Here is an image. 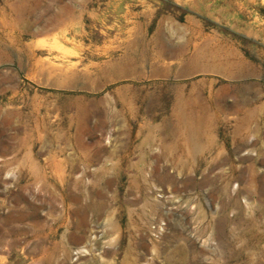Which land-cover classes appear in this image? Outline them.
<instances>
[{"label": "rangeland", "instance_id": "rangeland-1", "mask_svg": "<svg viewBox=\"0 0 264 264\" xmlns=\"http://www.w3.org/2000/svg\"><path fill=\"white\" fill-rule=\"evenodd\" d=\"M60 176L81 264H264V0H0V264Z\"/></svg>", "mask_w": 264, "mask_h": 264}, {"label": "bare ground", "instance_id": "bare-ground-1", "mask_svg": "<svg viewBox=\"0 0 264 264\" xmlns=\"http://www.w3.org/2000/svg\"><path fill=\"white\" fill-rule=\"evenodd\" d=\"M8 116V115H7ZM10 120V119H9ZM2 131V130H1ZM10 141V140H9ZM9 143V142H8ZM12 144V143H11ZM7 145V144H6ZM8 146V145H7ZM5 147V146H3ZM9 151V149H7ZM4 153V152H3ZM6 156V155H5ZM100 165V164H99ZM6 168V167H5ZM22 168V167H21ZM4 169V168H3ZM4 171V170H3ZM2 171V172H3ZM80 173V172H79ZM158 174V173H157ZM3 175V174H2ZM24 175V173H23ZM112 175V174H111ZM110 175V176H111ZM89 176V175H88ZM10 177V176H9ZM8 177V178H9ZM18 177V176H17ZM159 177V176H158ZM11 178V177H10ZM160 178V177H159ZM5 180V179H4ZM11 180V179H10ZM46 181L42 185V187H51L54 189L58 188L60 189V192L57 194L55 190H50L47 193L48 197L45 196L44 203H47L52 207L53 209H57L56 203H60V209L58 214H55V217L51 219V222L47 220V222H40L35 221L34 224L31 227V247L28 251L29 254H35L39 256L40 264H65L69 259L72 261V257L70 254H72L73 251H75V256L78 258L75 262V264H81L78 262L79 258L84 257L86 254L91 253L90 247L88 248L86 246H77L72 247L70 239L73 237L70 235L74 232L75 226L74 223L71 221L70 217L71 214L74 212L72 210V203L70 197L66 196L61 188H63L65 183V178L63 176L60 177H49L45 179ZM21 179H16L13 181V184L18 188L20 185ZM6 183V182H5ZM12 183V182H11ZM7 183L6 185H8ZM12 184V185H13ZM32 185V184H30ZM36 185V184H35ZM34 185V187H35ZM14 186V187H15ZM13 187V188H14ZM29 189V188H27ZM49 189V188H48ZM8 190V189H7ZM10 190V189H9ZM8 190V191H9ZM14 190V189H13ZM20 191V190H19ZM6 192V191H5ZM10 192V191H9ZM21 192V191H20ZM39 193V192H37ZM36 193V194H37ZM8 194V192H7ZM45 194V195H46ZM13 195V194H12ZM7 196V195H6ZM98 199V198H97ZM101 199V198H99ZM3 200V199H2ZM5 203V202H4ZM19 203V202H18ZM8 204V203H7ZM20 204V203H19ZM1 205V204H0ZM4 206V205H3ZM3 208V207H2ZM8 210V209H7ZM16 211V210H14ZM3 212V211H2ZM53 213V212H52ZM57 213V212H56ZM18 214V213H17ZM14 216V215H13ZM9 217V216H8ZM15 217V216H14ZM18 217V216H16ZM15 217V218H16ZM23 217V216H22ZM49 218V217H48ZM6 219V218H5ZM8 219V218H7ZM18 219H21L18 217ZM11 220V219H10ZM4 221V220H3ZM13 221V220H12ZM10 221V222H12ZM118 222H120V215L118 216ZM14 223V222H12ZM19 224V223H18ZM17 225V224H15ZM3 226V225H2ZM18 226V225H17ZM120 226V224H119ZM82 226H80L79 230H81ZM9 228H11L9 226ZM26 228V227H25ZM77 228V227H76ZM4 229V228H3ZM27 229V228H26ZM30 229V228H29ZM62 229V235L60 236V239L58 240V231ZM110 230L114 233L117 232L116 225H113V227L110 228ZM7 231V229H6ZM20 233V232H19ZM8 236V234H6ZM93 233H91V236ZM5 236V235H4ZM97 236V234H95ZM1 237V236H0ZM9 237V236H8ZM25 238V237H24ZM96 238V237H95ZM14 239V238H13ZM21 240V239H20ZM23 240V238H22ZM16 243V242H15ZM16 245V244H15ZM28 245V244H27ZM9 246V243H8ZM7 246V247H8ZM89 246V245H88ZM29 247V246H28ZM24 248V247H23ZM3 248H1L2 250ZM9 249V248H8ZM8 249H5V251H8ZM0 250V252H1ZM96 250V249H95ZM3 251V250H2ZM13 251L10 247V253ZM26 251V250H25ZM3 253V252H2ZM1 253V254H2ZM104 253V251H103ZM102 253V254H103ZM6 254V253H5ZM101 254V255H102ZM105 254V253H104ZM87 256V255H86ZM106 256V254H105ZM88 258V257H87ZM81 261V260H80ZM83 261V260H82ZM81 261V262H82ZM78 262V263H77ZM32 263V262H31ZM29 262V264H31ZM72 264V263H71Z\"/></svg>", "mask_w": 264, "mask_h": 264}]
</instances>
